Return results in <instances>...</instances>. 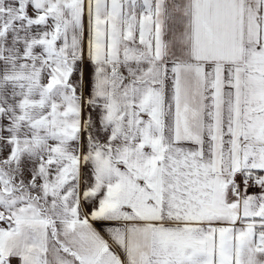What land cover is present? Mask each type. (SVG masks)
Here are the masks:
<instances>
[{
    "label": "snow or ice",
    "instance_id": "1",
    "mask_svg": "<svg viewBox=\"0 0 264 264\" xmlns=\"http://www.w3.org/2000/svg\"><path fill=\"white\" fill-rule=\"evenodd\" d=\"M0 264H264V0H0Z\"/></svg>",
    "mask_w": 264,
    "mask_h": 264
}]
</instances>
